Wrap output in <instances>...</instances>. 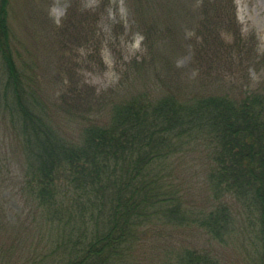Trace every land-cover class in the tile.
Masks as SVG:
<instances>
[{"label":"trees","instance_id":"1","mask_svg":"<svg viewBox=\"0 0 264 264\" xmlns=\"http://www.w3.org/2000/svg\"><path fill=\"white\" fill-rule=\"evenodd\" d=\"M157 2L163 16L151 14L149 20L155 0L135 1L144 47L152 54L149 62L144 57L143 67L148 72L161 67L155 73L162 91L153 88L105 102L93 117L83 118L80 133L69 138L39 113L35 92L17 61L11 0H0V100L17 117L29 167L27 188L36 213L46 222L75 229L69 257L55 264H139L134 252L154 222L163 219L177 226L197 224L211 238L227 239L235 224L228 203L200 219L178 200L173 204L176 192L166 179L190 160L196 147L209 151L210 177L223 193L245 199L258 211L264 264V92L246 88L236 94L200 93L185 88L182 70L172 58L159 56L156 47L171 52L176 23L189 13L183 0ZM190 4L201 19L190 40L195 57L229 50L223 33L237 37L240 31L233 0ZM244 47L238 45L240 53L247 52ZM215 62L220 63L211 57ZM178 264L221 261L209 251L187 248Z\"/></svg>","mask_w":264,"mask_h":264},{"label":"rangeland","instance_id":"2","mask_svg":"<svg viewBox=\"0 0 264 264\" xmlns=\"http://www.w3.org/2000/svg\"><path fill=\"white\" fill-rule=\"evenodd\" d=\"M135 1L11 0L19 68L35 92L39 113L65 136L76 137L83 118L93 117L105 102L153 88L162 91L155 73L161 67L149 72L143 67L144 57L149 62L152 54L144 47ZM155 2L149 20L151 14L163 16ZM183 3L189 16L176 23L177 41L171 52L159 46L156 53L175 61L184 87L200 93L236 94L246 88L264 92V0H233L239 34L223 33L229 50L202 52L199 58L190 44L201 21L199 12L190 0ZM238 45L247 52L240 53ZM209 55L220 63H211ZM16 123L10 105L0 100V264H55L69 257L70 233L75 229L52 225L36 213L27 188L26 149ZM208 153L207 148L196 147L190 160L167 177L176 192L173 204L178 200L200 219L228 203L235 216L233 233L218 241L197 224L177 226L162 218L134 252L139 264H178L187 248L209 251L221 264H260L259 213L245 199L224 194L211 179Z\"/></svg>","mask_w":264,"mask_h":264}]
</instances>
